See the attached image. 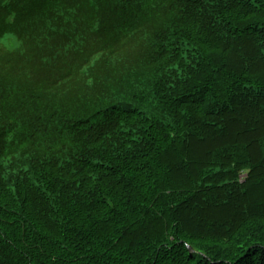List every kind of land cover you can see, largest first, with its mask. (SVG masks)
I'll list each match as a JSON object with an SVG mask.
<instances>
[{"label": "trees", "instance_id": "1", "mask_svg": "<svg viewBox=\"0 0 264 264\" xmlns=\"http://www.w3.org/2000/svg\"><path fill=\"white\" fill-rule=\"evenodd\" d=\"M0 264H264V0H0Z\"/></svg>", "mask_w": 264, "mask_h": 264}]
</instances>
